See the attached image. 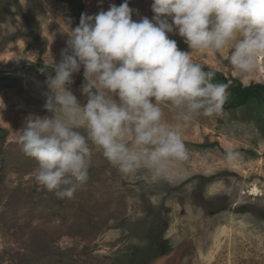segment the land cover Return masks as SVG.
Masks as SVG:
<instances>
[{"label": "rangeland", "instance_id": "obj_1", "mask_svg": "<svg viewBox=\"0 0 264 264\" xmlns=\"http://www.w3.org/2000/svg\"><path fill=\"white\" fill-rule=\"evenodd\" d=\"M86 13L123 0H82ZM133 20L152 18L151 0H130ZM73 10L55 0H0V264H264L263 105L252 101L214 117L183 124L190 159L167 177L141 169L122 175L94 151L89 179L72 199H58L35 179L36 161L18 144L27 116L44 110L47 73L36 69L51 53L57 61ZM194 62L236 79L264 84V55L238 73L230 48L193 51L169 34ZM43 68V67H42ZM71 90L81 104L83 69ZM165 117L179 123L173 110ZM242 153L228 165L224 154Z\"/></svg>", "mask_w": 264, "mask_h": 264}, {"label": "clouds", "instance_id": "obj_2", "mask_svg": "<svg viewBox=\"0 0 264 264\" xmlns=\"http://www.w3.org/2000/svg\"><path fill=\"white\" fill-rule=\"evenodd\" d=\"M130 0L79 24L63 22L68 36L60 59L48 53L44 110L29 115L18 144L36 161L35 179L58 199H72L89 179L94 151L125 176L147 169L167 177L190 159L181 126L222 114L228 85L194 62L169 38L174 31L190 50L219 53L230 48L228 63L240 74L255 70L264 55V0H151V19L133 20ZM83 69L80 88L71 90ZM173 110L179 123L165 117ZM242 153L224 154L228 165Z\"/></svg>", "mask_w": 264, "mask_h": 264}, {"label": "trees", "instance_id": "obj_3", "mask_svg": "<svg viewBox=\"0 0 264 264\" xmlns=\"http://www.w3.org/2000/svg\"><path fill=\"white\" fill-rule=\"evenodd\" d=\"M58 3L66 4L73 10V16L77 20V25L82 13H86L85 6L82 0H55ZM44 67V63L40 62L36 69ZM205 71H214L216 73L214 82L224 83L228 85V100L223 107V111L226 110H237L241 107L247 106L252 101L260 102L264 107V84H249L243 86L242 83L236 79H230L225 77L223 74L212 70L207 67H203ZM262 121L264 124V108L262 114ZM264 136V128H263ZM186 146H189L190 143H185ZM149 264V263H144Z\"/></svg>", "mask_w": 264, "mask_h": 264}]
</instances>
